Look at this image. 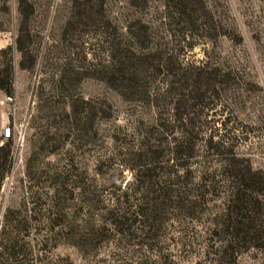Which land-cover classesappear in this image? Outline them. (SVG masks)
I'll return each mask as SVG.
<instances>
[{
	"label": "rangeland",
	"instance_id": "374dc122",
	"mask_svg": "<svg viewBox=\"0 0 264 264\" xmlns=\"http://www.w3.org/2000/svg\"><path fill=\"white\" fill-rule=\"evenodd\" d=\"M202 1L224 34L214 35L208 25L200 24L184 38L163 0H104L103 8L112 27L122 30L132 20L143 21L177 50L190 43L183 55L188 61H205L225 73L214 100L207 98L205 107L171 103L169 111L213 123L217 134L228 138L227 145L233 143L237 158L264 175V0ZM72 7L71 0H0V69L8 68L11 87L10 92L0 90V127L9 123L13 128V137L0 144L5 169L0 179V224L7 209L16 210L17 221L31 232L48 226L42 212L46 208L53 227L57 212H97L110 204L107 199L122 193L133 178L123 166L129 162L122 153L137 144L136 133L143 129L136 128L137 122L151 121L157 110L125 99L96 74L101 67L95 64L106 55L96 31L66 34L67 41H61L65 22L75 19ZM21 27L26 31L22 38L26 34L30 40L25 45L35 56L31 69L18 65L23 56L14 41ZM65 62L71 71L68 79L59 81ZM76 71L90 76L76 81ZM5 95L12 101L6 102ZM70 106L79 112L77 130ZM195 120L183 122L191 126ZM210 159L219 167L215 158ZM60 171L75 175L73 199L70 184H55L54 174ZM205 224L202 219L191 221L190 253L179 261L176 252V263L201 257ZM133 241L111 233L96 249L81 251L65 238H51L42 262L102 264L110 261L111 251L118 250L123 258ZM170 248L173 252L177 247ZM236 264H264V248L239 252Z\"/></svg>",
	"mask_w": 264,
	"mask_h": 264
},
{
	"label": "trees",
	"instance_id": "16d2710c",
	"mask_svg": "<svg viewBox=\"0 0 264 264\" xmlns=\"http://www.w3.org/2000/svg\"><path fill=\"white\" fill-rule=\"evenodd\" d=\"M71 1L75 19L65 22L61 41H67L66 34L96 31L97 43L106 52L95 64L101 67L96 74L125 99L157 110L151 121L137 122L136 128H143L136 133L137 144L122 153L129 162L123 166L133 177L122 193L107 199V207L95 208L97 212H57L53 227L51 210L46 208L42 212L48 226L33 232L17 221L16 210L7 209L0 224V264H46L42 253L51 247V238L62 237L81 251H92L111 233L134 239V247L125 250L123 258L118 250L111 251L110 261L102 264H178L176 252L179 261L190 253L191 221L201 219L206 221L202 227L206 248L189 264H236L239 252L264 248V175L237 158L233 143L227 145L228 138L218 135L213 123L169 111L171 103L205 107L207 98L214 100L225 73L205 61H188L183 55L190 43L177 50L143 21L132 20L122 30L112 27L104 0ZM163 2L170 9L168 16L177 18L174 24L184 38L191 37L200 24L208 25L214 35L224 34L202 0ZM199 18L203 22H198ZM24 31L18 29L15 49L24 57L18 65L31 69L35 56L25 45L30 40L26 34L22 38ZM70 71L69 62L63 63L58 80L68 79ZM80 74L76 71V81L90 76ZM0 90H11L6 67L0 69ZM70 108L77 130L81 126L79 112ZM184 120L189 124L195 120L196 125H185ZM210 158H215L219 167L212 166ZM1 162L0 155V179L5 172ZM72 176L60 171L54 179L55 184H70L73 199L77 185ZM171 229L176 233L168 234L166 230ZM170 246H176V251Z\"/></svg>",
	"mask_w": 264,
	"mask_h": 264
},
{
	"label": "built area",
	"instance_id": "2783aa9c",
	"mask_svg": "<svg viewBox=\"0 0 264 264\" xmlns=\"http://www.w3.org/2000/svg\"><path fill=\"white\" fill-rule=\"evenodd\" d=\"M5 101L10 102L12 101V97L10 95H5ZM19 134V131L17 132V136ZM13 137V128L9 123H6L0 127V144L3 141H6L8 139H11ZM18 139V137H17ZM6 186L2 187V190H6Z\"/></svg>",
	"mask_w": 264,
	"mask_h": 264
}]
</instances>
